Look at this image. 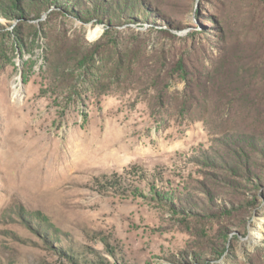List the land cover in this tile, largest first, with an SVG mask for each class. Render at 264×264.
I'll list each match as a JSON object with an SVG mask.
<instances>
[{"label":"rangeland","instance_id":"obj_1","mask_svg":"<svg viewBox=\"0 0 264 264\" xmlns=\"http://www.w3.org/2000/svg\"><path fill=\"white\" fill-rule=\"evenodd\" d=\"M3 3L0 264H264V0Z\"/></svg>","mask_w":264,"mask_h":264},{"label":"trees","instance_id":"obj_2","mask_svg":"<svg viewBox=\"0 0 264 264\" xmlns=\"http://www.w3.org/2000/svg\"><path fill=\"white\" fill-rule=\"evenodd\" d=\"M126 1L127 0H123L124 6H126ZM24 2H25V0H5V3H3V5H2V7H3L2 10H3L5 16H7L8 18H14V17L22 18L23 16H25V13L22 10V8H23L22 3L24 4ZM75 2H76V0H75ZM114 2H117L118 4H120V0H95V4L90 3V6L93 8V11L90 12L87 10L86 15L89 16L88 17L89 19H93V18L97 17L98 20H103V19H101L102 18L101 16L103 15L102 10L106 9L107 6L108 7L112 6ZM131 6L132 5H130V7ZM186 69H187V67H186L185 62L180 60L177 64V70L182 72V74H185ZM155 194L157 195V197L160 196V200L166 201V202L170 203L172 206L174 205V198L169 199L166 194L158 192V191H156Z\"/></svg>","mask_w":264,"mask_h":264},{"label":"bare ground","instance_id":"obj_3","mask_svg":"<svg viewBox=\"0 0 264 264\" xmlns=\"http://www.w3.org/2000/svg\"><path fill=\"white\" fill-rule=\"evenodd\" d=\"M92 33V36H95L99 33V30L96 29L94 31L91 32ZM12 57V56H11ZM28 70V69H27ZM8 82H9V78H6V81H5V85H6V88H5V97H4V100L6 101L7 106L9 108H13L14 109H17V102L21 101L22 100V90H21V82H20V79L19 78H16L14 79L13 81V95H12V100L13 101H10L9 98H8V91H9V86H8ZM49 88V87H48ZM51 88V87H50ZM52 92V91H51ZM15 158L19 161H23L24 158H25V155H20V154H17L15 156ZM258 237H260V234H258L256 231H254L252 233V235H250L248 241H249V244L251 246H253L256 242H258Z\"/></svg>","mask_w":264,"mask_h":264},{"label":"built area","instance_id":"obj_4","mask_svg":"<svg viewBox=\"0 0 264 264\" xmlns=\"http://www.w3.org/2000/svg\"><path fill=\"white\" fill-rule=\"evenodd\" d=\"M258 238H259V237H258ZM258 238H257V239H258Z\"/></svg>","mask_w":264,"mask_h":264}]
</instances>
